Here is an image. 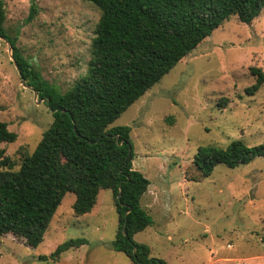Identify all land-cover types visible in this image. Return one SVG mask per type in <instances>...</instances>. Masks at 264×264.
<instances>
[{"label":"rangeland","instance_id":"rangeland-1","mask_svg":"<svg viewBox=\"0 0 264 264\" xmlns=\"http://www.w3.org/2000/svg\"><path fill=\"white\" fill-rule=\"evenodd\" d=\"M2 1L4 29L24 59L66 92L87 70L99 10L85 0ZM251 67L264 74V8L249 24L231 16L110 125L130 128L132 167L150 183L140 206L152 225L133 237L150 257L166 264H264V157L234 169L219 164L201 182L183 178L199 146L264 143V83L254 95L245 92L254 83ZM24 85L0 39V120L17 136L0 148L15 169L52 122ZM74 200L66 193L36 248L0 236V264H132L111 247L118 224L111 192L100 191L91 212L79 217ZM75 239L86 243L57 262L48 258Z\"/></svg>","mask_w":264,"mask_h":264},{"label":"trees","instance_id":"trees-1","mask_svg":"<svg viewBox=\"0 0 264 264\" xmlns=\"http://www.w3.org/2000/svg\"><path fill=\"white\" fill-rule=\"evenodd\" d=\"M85 1L100 12L90 58L85 74L62 93L31 67L16 38L5 31L0 0V37L11 47L20 79L46 102L52 117L17 169L0 148V236L12 235L36 248L66 193L75 196L72 210L79 217L91 212L100 191L109 190L118 216L112 249L132 264H166L150 257L148 246L133 240L152 225L140 206L150 183L132 167L130 128L110 125L231 16L251 23L264 8V0ZM35 12L32 7L30 19ZM250 74L254 83L245 92L254 95L264 74L258 67H251ZM16 138L0 120V145ZM259 157H264V143L248 146L238 139L226 147L199 146L183 178L201 182L219 164L234 169ZM85 243L65 241L48 258L57 262L60 254Z\"/></svg>","mask_w":264,"mask_h":264},{"label":"water","instance_id":"water-1","mask_svg":"<svg viewBox=\"0 0 264 264\" xmlns=\"http://www.w3.org/2000/svg\"><path fill=\"white\" fill-rule=\"evenodd\" d=\"M0 39L3 40V41H5L2 37H0ZM7 45H8V49H9V52H10V58H11V60H12V57H11V47L9 46V44H7ZM12 61H13V60H12ZM13 64H14L16 70H17V67H16L14 61H13ZM17 73H18V70H17ZM18 75H19V73H18ZM24 83H25L24 80H22V84H23V85H24ZM24 87H26L27 89L31 90V91L33 92L34 97H37V93H36L35 91H33L32 88H31L30 86H28V85H24ZM40 101H42V100H40ZM42 102H44V101H42ZM44 103H46V102H44ZM118 197H119V196H118Z\"/></svg>","mask_w":264,"mask_h":264},{"label":"crops","instance_id":"crops-1","mask_svg":"<svg viewBox=\"0 0 264 264\" xmlns=\"http://www.w3.org/2000/svg\"><path fill=\"white\" fill-rule=\"evenodd\" d=\"M144 210V209H143ZM145 211V210H144Z\"/></svg>","mask_w":264,"mask_h":264}]
</instances>
